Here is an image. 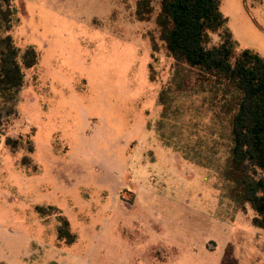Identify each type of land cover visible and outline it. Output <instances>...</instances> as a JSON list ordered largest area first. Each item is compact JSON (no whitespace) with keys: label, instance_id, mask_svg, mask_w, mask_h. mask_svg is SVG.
Returning <instances> with one entry per match:
<instances>
[{"label":"rangeland","instance_id":"rangeland-1","mask_svg":"<svg viewBox=\"0 0 264 264\" xmlns=\"http://www.w3.org/2000/svg\"><path fill=\"white\" fill-rule=\"evenodd\" d=\"M141 1L0 0V37L39 58L0 92V264H264L223 175V92L176 64L163 0ZM220 9L237 52L264 57V0Z\"/></svg>","mask_w":264,"mask_h":264},{"label":"trees","instance_id":"trees-1","mask_svg":"<svg viewBox=\"0 0 264 264\" xmlns=\"http://www.w3.org/2000/svg\"><path fill=\"white\" fill-rule=\"evenodd\" d=\"M146 4L147 0L140 2L141 7ZM220 8L221 0H163L161 37L176 64L190 67L199 85H215L223 92L219 98L215 91L230 114L229 156L223 175L231 196L256 213L253 225L264 229V57L251 49L237 52L228 18ZM2 12L10 21L11 11ZM215 33L221 35L219 43L212 41ZM38 59L34 48L21 54L11 35L0 37V92L14 99L24 84L23 67L33 68ZM8 142L17 147L16 142ZM68 224L64 221L59 228V238L73 244L76 237Z\"/></svg>","mask_w":264,"mask_h":264}]
</instances>
